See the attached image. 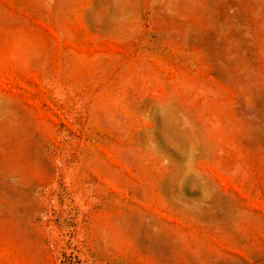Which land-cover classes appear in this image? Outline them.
I'll use <instances>...</instances> for the list:
<instances>
[{
  "label": "rangeland",
  "instance_id": "rangeland-1",
  "mask_svg": "<svg viewBox=\"0 0 264 264\" xmlns=\"http://www.w3.org/2000/svg\"><path fill=\"white\" fill-rule=\"evenodd\" d=\"M0 264H264V0H0Z\"/></svg>",
  "mask_w": 264,
  "mask_h": 264
}]
</instances>
